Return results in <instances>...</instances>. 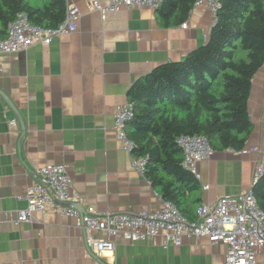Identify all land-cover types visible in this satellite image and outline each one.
I'll return each instance as SVG.
<instances>
[{
    "label": "crops",
    "instance_id": "crops-1",
    "mask_svg": "<svg viewBox=\"0 0 264 264\" xmlns=\"http://www.w3.org/2000/svg\"><path fill=\"white\" fill-rule=\"evenodd\" d=\"M66 5L80 12L75 31L0 56V89L15 108L0 94V264H224L226 245L204 238L184 236L180 245L164 248L161 236L128 241L118 235L113 252L92 256L72 217L47 210L17 222L25 201L16 195L38 180L36 169L46 163L65 164L83 205L109 211L159 207L158 191L133 168V155L116 137L114 115L129 101L135 79L203 44L213 22L205 4L191 9L186 27L163 26L148 7L102 16L88 0ZM247 105L253 128L246 146H260L264 63L252 78ZM260 158V152L224 149L198 161L200 203L249 189ZM256 264H264L263 251Z\"/></svg>",
    "mask_w": 264,
    "mask_h": 264
},
{
    "label": "trees",
    "instance_id": "trees-1",
    "mask_svg": "<svg viewBox=\"0 0 264 264\" xmlns=\"http://www.w3.org/2000/svg\"><path fill=\"white\" fill-rule=\"evenodd\" d=\"M195 1L163 0L155 8L159 22H184ZM66 9V0H0V38L19 12L52 28L65 19ZM263 63L264 0H220L203 44L155 66L128 90L134 103L126 122L131 154L145 158L143 175L188 219L196 217L201 187L182 165L177 138L203 135L214 151L244 148L253 128L247 105L251 82ZM251 190L264 211V169Z\"/></svg>",
    "mask_w": 264,
    "mask_h": 264
},
{
    "label": "built area",
    "instance_id": "built-area-1",
    "mask_svg": "<svg viewBox=\"0 0 264 264\" xmlns=\"http://www.w3.org/2000/svg\"><path fill=\"white\" fill-rule=\"evenodd\" d=\"M163 0H88L90 8L100 12L116 11L121 7L157 8ZM205 4L215 22L220 0H196L194 6ZM80 12L76 7H67L65 19L56 27H43L29 21L25 13L19 12L8 24L6 35L0 38V56L26 49L34 43L46 45L59 34L77 29ZM187 23H182L186 27ZM1 65V63H0ZM134 115V103L127 101L116 109L113 128L122 147L130 151L133 142L126 136V122ZM10 124L16 121L9 120ZM182 148V165L196 176V164L207 159L214 150L203 135H181L177 138ZM233 153L260 152L252 183L264 169V137L260 146H245L230 149ZM145 158L133 157V168L143 174ZM38 180L16 195L25 201L16 210L17 222L29 221L36 211H54L72 217L77 227L84 232L87 253L98 256L102 251H114L115 237L137 241L161 236L162 246H178L184 236L206 239L209 243H223L227 250L224 264H256L258 252H264V211L257 203L251 187L237 194L220 196L213 204L200 203L196 217L188 219L169 199L156 192L160 205L155 210L109 211L98 210L93 205H83L84 197L73 189L67 168L62 163H46L36 169ZM207 187V185H204ZM115 264V263H113Z\"/></svg>",
    "mask_w": 264,
    "mask_h": 264
},
{
    "label": "water",
    "instance_id": "water-1",
    "mask_svg": "<svg viewBox=\"0 0 264 264\" xmlns=\"http://www.w3.org/2000/svg\"><path fill=\"white\" fill-rule=\"evenodd\" d=\"M0 94H1V96L7 101V103L9 104V106L15 111V108H14V106L12 105L10 99L8 98V96H7V95H6L1 89H0ZM16 114H17L18 118L20 119V116L18 115L17 112H16ZM252 185H253V183H252ZM252 185H251V187H252Z\"/></svg>",
    "mask_w": 264,
    "mask_h": 264
}]
</instances>
